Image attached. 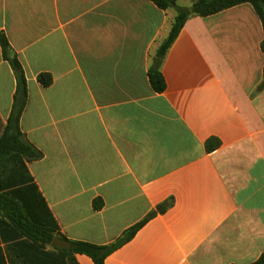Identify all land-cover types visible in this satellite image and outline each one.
<instances>
[{"label": "crops", "instance_id": "0c3cea01", "mask_svg": "<svg viewBox=\"0 0 264 264\" xmlns=\"http://www.w3.org/2000/svg\"><path fill=\"white\" fill-rule=\"evenodd\" d=\"M175 15L149 0H0V35L28 85L20 129L42 153L24 167L4 155L0 175L14 185L2 192L31 174L57 238L95 245L173 199L105 264H252L264 254L262 23L250 4L190 17L158 93L148 72ZM15 93L0 44V139ZM5 237L0 264H94L52 244L7 249L21 239Z\"/></svg>", "mask_w": 264, "mask_h": 264}, {"label": "trees", "instance_id": "16d2710c", "mask_svg": "<svg viewBox=\"0 0 264 264\" xmlns=\"http://www.w3.org/2000/svg\"><path fill=\"white\" fill-rule=\"evenodd\" d=\"M149 1L154 3L159 9L173 10L176 13L169 34L160 44L156 53L157 59L161 61L165 58L187 20L192 16L209 17L242 4H250L260 18L264 31V0H193L188 7L180 5L177 0ZM0 44L3 57L12 67L16 77V93L12 112L0 139V169L5 165L3 156L6 154L13 157V160H21L24 167L25 159L29 161L40 160L42 153L25 140L20 129V119L28 100V85L24 70L4 34L0 35ZM261 48L264 52V38ZM148 77L155 92L161 93L166 89L160 68H150ZM38 82L47 88L52 84V76L40 74ZM263 89L264 70L263 81L259 86L260 91ZM206 147L209 149V144ZM23 184L22 188L19 187L2 192L13 187L14 184L11 186L6 185L0 175V234L4 239H6V235H12L14 239H21L13 243L5 241L4 243L8 244L7 249H11V245L14 247L22 244L25 245L23 249H26L29 253L44 254L45 247L50 246L55 238H62V236L59 233L57 222L34 183L31 174L28 175L27 183L23 182ZM172 206L173 199H169L159 205L156 212L149 214L144 221L130 228L113 244L95 245L85 242H70L71 248L67 252L71 256L74 254L86 255L92 259L94 264H105L106 258L132 240L140 228L153 218L157 212L164 213ZM53 249L56 250V248ZM252 264H264V254Z\"/></svg>", "mask_w": 264, "mask_h": 264}, {"label": "water", "instance_id": "95a60500", "mask_svg": "<svg viewBox=\"0 0 264 264\" xmlns=\"http://www.w3.org/2000/svg\"><path fill=\"white\" fill-rule=\"evenodd\" d=\"M161 60L155 59L154 61V66L155 68H158L160 66ZM52 246L56 248H63V249H70L71 244L67 242L66 240L60 239V238H55L54 241L52 242Z\"/></svg>", "mask_w": 264, "mask_h": 264}]
</instances>
